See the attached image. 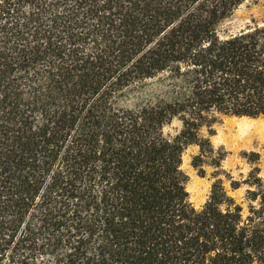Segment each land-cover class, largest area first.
Here are the masks:
<instances>
[{
  "label": "trees",
  "instance_id": "obj_1",
  "mask_svg": "<svg viewBox=\"0 0 264 264\" xmlns=\"http://www.w3.org/2000/svg\"><path fill=\"white\" fill-rule=\"evenodd\" d=\"M246 1L0 0V264H264L261 168L201 207L183 168L264 114V23L221 29Z\"/></svg>",
  "mask_w": 264,
  "mask_h": 264
},
{
  "label": "rangeland",
  "instance_id": "obj_2",
  "mask_svg": "<svg viewBox=\"0 0 264 264\" xmlns=\"http://www.w3.org/2000/svg\"><path fill=\"white\" fill-rule=\"evenodd\" d=\"M257 23H264V0H247L222 23L221 29L223 34H235ZM179 126V121L172 125L173 128ZM213 128L215 134L211 140L218 152L216 154L221 150L226 153L220 168L213 165L211 159H206L205 174L201 176L191 164L193 157L199 153V147L191 145L184 154L183 168L189 174L188 190L196 207H201L207 201L212 184L217 178H221L228 192L238 202H242L247 185L243 184L233 190L232 180L243 182L255 165L261 168V176L264 177V114L256 117L220 115ZM202 133L207 134L208 130L204 128ZM251 152L260 155L254 164L247 157Z\"/></svg>",
  "mask_w": 264,
  "mask_h": 264
}]
</instances>
